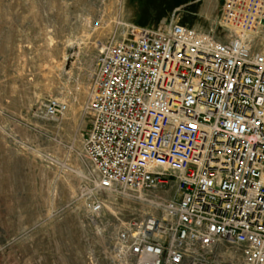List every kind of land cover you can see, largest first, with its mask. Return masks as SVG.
Returning <instances> with one entry per match:
<instances>
[{"label": "built area", "instance_id": "built-area-1", "mask_svg": "<svg viewBox=\"0 0 264 264\" xmlns=\"http://www.w3.org/2000/svg\"><path fill=\"white\" fill-rule=\"evenodd\" d=\"M217 28L124 25L98 52L81 155L108 264H264V0H222Z\"/></svg>", "mask_w": 264, "mask_h": 264}, {"label": "rangeland", "instance_id": "rangeland-1", "mask_svg": "<svg viewBox=\"0 0 264 264\" xmlns=\"http://www.w3.org/2000/svg\"><path fill=\"white\" fill-rule=\"evenodd\" d=\"M221 6L0 0V264H108V234L95 231L87 215L92 171L81 155L98 52L124 25L156 26L172 17L217 34ZM50 98L67 104L56 120L41 114ZM104 219L102 231L112 233L118 222Z\"/></svg>", "mask_w": 264, "mask_h": 264}, {"label": "bare ground", "instance_id": "bare-ground-1", "mask_svg": "<svg viewBox=\"0 0 264 264\" xmlns=\"http://www.w3.org/2000/svg\"><path fill=\"white\" fill-rule=\"evenodd\" d=\"M71 53H72V51H70V54H69V56L71 55ZM69 59V58H68Z\"/></svg>", "mask_w": 264, "mask_h": 264}]
</instances>
